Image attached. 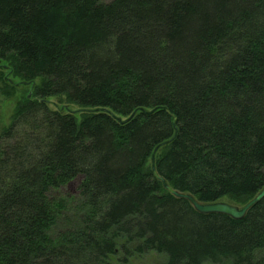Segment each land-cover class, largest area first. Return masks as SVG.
Instances as JSON below:
<instances>
[{
  "label": "trees",
  "instance_id": "16d2710c",
  "mask_svg": "<svg viewBox=\"0 0 264 264\" xmlns=\"http://www.w3.org/2000/svg\"><path fill=\"white\" fill-rule=\"evenodd\" d=\"M0 67V264H264V197L160 179L264 187V0H0Z\"/></svg>",
  "mask_w": 264,
  "mask_h": 264
},
{
  "label": "rangeland",
  "instance_id": "374dc122",
  "mask_svg": "<svg viewBox=\"0 0 264 264\" xmlns=\"http://www.w3.org/2000/svg\"><path fill=\"white\" fill-rule=\"evenodd\" d=\"M99 1L103 3H108L111 0H99ZM0 73H2V75L5 78L9 79L10 81H13V82L18 81V78H15L12 75L8 74V69L6 68L0 67ZM29 92H31L32 94V90L30 86L25 84V85L16 86L15 93L11 97H5L0 93V131L4 126L8 124L9 116L14 108L15 103L19 99H22L25 96L28 97ZM31 94H30V97H31ZM49 101H50L49 107L53 109L55 108L56 104H59L58 98L56 97H50ZM72 107L74 106H71V108ZM77 184H78L77 179L71 181L68 186L60 189L59 194L75 195L77 191ZM163 260H164L163 256L155 253L154 251H151L140 257L132 258L126 263H119V264H161Z\"/></svg>",
  "mask_w": 264,
  "mask_h": 264
},
{
  "label": "water",
  "instance_id": "95a60500",
  "mask_svg": "<svg viewBox=\"0 0 264 264\" xmlns=\"http://www.w3.org/2000/svg\"><path fill=\"white\" fill-rule=\"evenodd\" d=\"M31 92L28 94V98L30 97ZM117 121L123 122L120 118H117ZM174 121V119H173ZM158 149V146L155 147L154 151L151 154V168L153 171H155V152ZM161 181L163 183V186L166 190L170 191L173 195L179 198H185L187 199L193 208L203 214H209V213H219V214H225L228 215L234 219H241L244 217L247 210L254 205L255 203L259 202L264 197V187H262L247 203H245L243 206H238L235 204H231L226 201H215V202H208V203H201L198 202L191 194L189 193H182L178 192L176 190H173L171 187H169L166 182L161 178Z\"/></svg>",
  "mask_w": 264,
  "mask_h": 264
},
{
  "label": "bare ground",
  "instance_id": "6f19581e",
  "mask_svg": "<svg viewBox=\"0 0 264 264\" xmlns=\"http://www.w3.org/2000/svg\"><path fill=\"white\" fill-rule=\"evenodd\" d=\"M119 122V121H118Z\"/></svg>",
  "mask_w": 264,
  "mask_h": 264
}]
</instances>
